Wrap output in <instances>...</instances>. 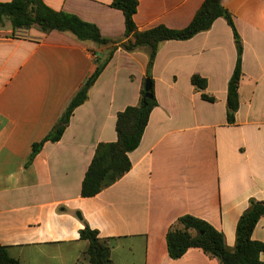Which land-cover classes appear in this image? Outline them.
Here are the masks:
<instances>
[{
    "label": "crops",
    "instance_id": "1",
    "mask_svg": "<svg viewBox=\"0 0 264 264\" xmlns=\"http://www.w3.org/2000/svg\"><path fill=\"white\" fill-rule=\"evenodd\" d=\"M44 2L97 25L106 38L125 36V16L113 0ZM204 2L139 0L135 22L141 31L183 30ZM223 6L243 42L235 122L227 104L237 44L219 18L190 40L161 44L151 72L158 105L129 154L133 167L88 198L82 184L98 145L118 140L119 112L140 102L147 50L119 49L62 139L46 143L28 166L33 145L55 127L95 71L94 53L104 49L69 32L0 26V244L12 257L21 264H90L89 242L80 235L87 223L100 238L115 240L113 264H220L201 249L170 257L167 233L184 215L209 222L235 248L250 200L264 201V0ZM195 75L207 80L205 90L193 85ZM252 238L264 242V218Z\"/></svg>",
    "mask_w": 264,
    "mask_h": 264
},
{
    "label": "trees",
    "instance_id": "2",
    "mask_svg": "<svg viewBox=\"0 0 264 264\" xmlns=\"http://www.w3.org/2000/svg\"><path fill=\"white\" fill-rule=\"evenodd\" d=\"M112 7L122 11L125 16L126 29L122 40L104 37L97 25L86 22L75 14L56 11L44 0L0 2V22L4 24L6 19L9 20L13 30L37 28L45 34L54 31L69 32L82 42H92L104 49L100 56L97 52L94 53L97 62L95 71L72 98L55 127L41 142L33 145L28 166L33 163L46 143H57L62 139L76 109L89 100L91 89L119 49L129 53L145 49L149 54L146 80H152V97L146 96L144 85L139 104L119 112L116 123L118 140L98 145L82 184V196L85 198L97 196L123 178L133 167L129 154L139 148L150 116L158 105L151 72L162 43L190 40L210 30L217 19L225 18L234 30L238 51L237 64L228 86L227 115L230 123L235 122L240 107L243 42L236 31L231 12L223 6V0H205L191 24L183 30H172L165 26L146 31L139 30L135 22L139 0H113ZM192 83L199 90H205L208 85L207 80L198 75L193 76ZM203 97L209 101L215 100L207 94H203ZM263 218L264 201L251 199L237 226L236 246L230 249L226 244L225 235L209 222L193 215H184L167 233L169 255L177 260L191 249H201L207 256L218 259L220 264H264L261 259L264 254V242L252 238L253 232ZM80 235L82 240L89 242L87 256L90 264H113L114 239L100 238L99 232L87 223ZM0 264L21 263L0 244Z\"/></svg>",
    "mask_w": 264,
    "mask_h": 264
},
{
    "label": "water",
    "instance_id": "3",
    "mask_svg": "<svg viewBox=\"0 0 264 264\" xmlns=\"http://www.w3.org/2000/svg\"><path fill=\"white\" fill-rule=\"evenodd\" d=\"M98 55H102L101 53H98ZM152 80L151 79H147L146 80V83H145V91H146V96L147 97H152V93H151V90H152Z\"/></svg>",
    "mask_w": 264,
    "mask_h": 264
},
{
    "label": "rangeland",
    "instance_id": "4",
    "mask_svg": "<svg viewBox=\"0 0 264 264\" xmlns=\"http://www.w3.org/2000/svg\"><path fill=\"white\" fill-rule=\"evenodd\" d=\"M4 23L7 24V26H9V25L11 26L10 21L7 20V19L4 21ZM2 24H3V23L0 22V26H1ZM4 36H5V35H4ZM8 36L15 37L16 35H14V34H10V35H8Z\"/></svg>",
    "mask_w": 264,
    "mask_h": 264
}]
</instances>
